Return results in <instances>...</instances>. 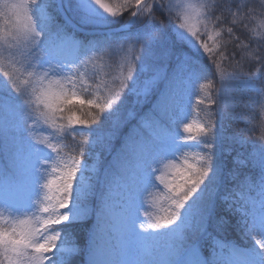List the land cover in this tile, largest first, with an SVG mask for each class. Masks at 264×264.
<instances>
[{"label": "snow or ice", "instance_id": "snow-or-ice-1", "mask_svg": "<svg viewBox=\"0 0 264 264\" xmlns=\"http://www.w3.org/2000/svg\"><path fill=\"white\" fill-rule=\"evenodd\" d=\"M57 7L74 9L84 28L119 25L122 32H105L103 37L111 42L119 35V45L78 41L58 23L52 11ZM255 14L251 4L242 5L241 0H68L67 4L0 0V111L11 113L14 127L22 133L11 168L0 169V183L13 193L0 201V264H71L79 249L67 229L85 223L92 214L90 200L101 164L99 154L95 160L90 154L97 149L111 151L120 130L135 119L133 112L123 120L119 115L128 95L140 104L155 102L129 131L115 158V171L97 209L101 223L91 239L87 264H97L101 237L110 227V193L134 167L141 169L135 212L137 217L143 213L136 230L168 237L184 264H208L197 249L186 247L185 239L189 230L206 231L211 218L207 194L220 174L216 148L222 129L217 116L242 121L245 128L260 127L257 138L264 142V84L257 87L264 79V32L249 27ZM225 20L227 26L221 27ZM166 26L172 43L161 56L175 60L179 71L174 78L144 62V53L164 39ZM238 32L246 33L247 42ZM68 43L77 52L73 62H79L65 73V65L53 53ZM231 46L234 50L229 53ZM97 51L99 57L88 55ZM117 53L120 70L113 74L110 63L104 70ZM201 57L207 66L199 62ZM97 61L100 70L90 72ZM247 63L258 67L248 73ZM165 80L166 88L154 95ZM192 81L199 82L196 91L203 96L181 108L175 102L176 92ZM247 92L255 95L245 101ZM253 105H259V113ZM256 116L259 126L251 123ZM104 122L109 125L106 131L100 130ZM45 129L42 138L35 135ZM161 144L169 150H149ZM185 146L190 150L184 151ZM259 164L264 169V149ZM158 186L162 192L155 191ZM256 186L264 191V178ZM244 188L238 189L240 197ZM222 199L229 203L228 196ZM240 206L245 210V234L252 241L243 251L254 257L251 264H264V222L252 216L246 198ZM237 250L221 252L230 257Z\"/></svg>", "mask_w": 264, "mask_h": 264}, {"label": "trees", "instance_id": "trees-1", "mask_svg": "<svg viewBox=\"0 0 264 264\" xmlns=\"http://www.w3.org/2000/svg\"><path fill=\"white\" fill-rule=\"evenodd\" d=\"M110 2V0H105ZM251 4L256 10V14L253 20L248 22L250 28H255L257 32H264V0H241V4ZM227 7V5H225ZM235 7V5H233ZM65 9V8H64ZM66 14L76 24L77 29L66 24L65 28L75 37L79 38L82 42L87 43L91 40H100L102 44L107 46L116 47L119 45L120 36L116 35L111 38V42L103 39L104 33H87L84 30H91L90 28L81 27L79 22L72 18L68 11L65 9ZM219 14V11L217 12ZM60 22L63 20L60 14H57ZM127 19V14L120 21L122 24ZM65 23V22H63ZM115 25L112 27H118ZM227 26V20L221 27ZM110 27V28H112ZM241 39L247 42V35L245 32L237 33ZM227 39V36L225 37ZM171 32L165 31V37L161 41L160 45L153 51L144 53V62L146 67H150L153 71L166 72L169 78H174L178 74V69L175 67V60H169L161 56V52L165 47L170 46ZM255 47V45H253ZM234 50V46L229 47L228 51L231 53ZM54 55V54H53ZM89 56L99 57L101 51L95 53L89 52ZM54 58L62 62L65 67L64 71L67 73L70 68L75 66V63L79 61L74 60L65 61L54 55ZM87 59V57H84ZM199 62L204 66H207V60L203 57L199 58ZM99 61H97L96 68H89V71H99ZM112 65L111 72L114 74L118 72L120 57L119 54H113L110 61H106V67L104 70H108L107 64ZM47 68V65H44ZM255 63H247L245 65V71L251 73L255 71ZM211 71V69H209ZM264 76V72H262ZM241 79L245 77L241 76ZM143 76L141 77V80ZM168 81L165 80L160 88L157 89L154 95H159V92L164 90ZM264 84L262 79L257 87ZM199 82L192 81L180 86L178 91V100L175 97L177 106L184 108L189 100L194 104L197 96H203V93H199ZM195 93V94H194ZM254 93H244V99L247 101L249 96H254ZM154 99H149L146 103H137V98L134 95H128L124 102L120 106V117L123 120L128 112L135 113V119L126 122V126L122 128L112 146L111 151H101L97 149L91 154L100 155V168L99 176L103 181L100 187L95 185V195L90 200V209L92 214L89 216L85 223L71 226L67 229L68 234L79 249V253L71 259V264H87L89 246L91 239L97 231V225L101 223L98 216L97 209L102 205L107 190V183L112 177L116 163L115 158L121 149V145L124 143L125 138L131 129L137 126V122L142 116L150 112ZM255 113L260 112L259 105H253ZM70 114V113H68ZM79 115V112L77 113ZM201 115H203L201 113ZM254 113L250 112L249 117H252ZM217 121L222 129V132H218L217 148H216V166L220 170L219 178L215 183L209 185L208 197L211 198L212 211L211 218L208 220L206 231L189 230L186 233L185 245L186 247H194L198 250L202 259L207 261L208 251L213 247L212 242L215 239H219L222 242L228 244H234L237 246H245V239L248 237L245 234L243 227V215L242 211H238L235 208V204L230 203L227 206L223 202V196H227L231 193L238 195L236 201L241 203V199L246 198L252 206V216L257 222H264V191L256 186L260 179L264 178V169H261L259 161L261 159V150L264 149V142L257 137L261 135L262 129L256 127L255 129L248 127L245 128L243 122H235L228 119H222L217 116ZM31 123V120L27 121ZM253 125H260L258 116L252 119ZM109 127L107 122L101 125L100 130H107ZM18 129L14 127V119L9 112L0 111V169L7 171L13 164V154L15 151L16 142L21 139L22 133L17 132ZM44 131L38 132L35 135L43 137L46 133ZM80 137H77L79 139ZM149 150L168 151L167 145L161 144L157 146H149ZM190 149L185 146L184 151ZM179 158H182L183 153H177ZM235 161V163H234ZM174 162H178L174 161ZM131 175L124 181L120 182V185L116 187L109 196V208H110V227L105 231L101 237V245L97 252V264H183V258L178 256L176 251L171 247L168 237L162 235L143 234L136 230L135 223L137 221L138 226L143 220V213L140 217L136 216L137 205V192L139 187V178L141 169L134 167L130 169ZM244 181L247 184V188L241 183ZM96 184V182H95ZM244 188V196L240 197V191L238 189ZM248 189H251L249 192ZM155 191H163L162 186H158ZM13 196V193L0 183V201L5 198ZM146 199L147 194H144ZM119 199H123L127 202V213L125 216L121 213L116 203ZM203 264V262H201Z\"/></svg>", "mask_w": 264, "mask_h": 264}, {"label": "rangeland", "instance_id": "rangeland-1", "mask_svg": "<svg viewBox=\"0 0 264 264\" xmlns=\"http://www.w3.org/2000/svg\"><path fill=\"white\" fill-rule=\"evenodd\" d=\"M67 2H68V0H63V3L67 4ZM65 9L68 11L69 15L72 18H74L75 20L78 21V15L76 14L74 9L68 8V7H65ZM52 11H53V14H58L57 8H54ZM57 21L59 24L63 25L64 27L66 26V24L63 23L64 20L61 23L59 18L57 17ZM68 33L70 36H74L70 32H68ZM75 38L78 41H81L79 38H77V37H75ZM53 54L55 56L59 57L60 59L65 60V61H71L77 57V52L71 43L65 44L60 49L56 50ZM178 91H179V89L177 90L176 95H175L177 100L179 98V96L177 95ZM95 158H96V154H90V160H95ZM102 181H103V179H102V177L99 176V173H98L96 180L94 181V183L96 182V184H95L96 187H100V185L102 184ZM227 196L229 197V202H231L232 204L233 203L235 204L236 210L242 211V207L240 206L241 203L236 201V198H238V195H236L235 193H231ZM11 197L12 196H9V198H11ZM226 205L230 206V203H228ZM116 206H118V208L121 211V213L123 214V216H125V214L127 213V210H128L127 202H125L123 199H119L116 203ZM245 244H246L245 246H237L234 244H228V243L222 242L219 239L213 240V242H212L213 247L211 248V250L208 251V256H207L208 264H251V261L254 259V257L252 255H250L249 253L243 251V250L251 247L252 241L247 237L245 239ZM219 245H220V247H219ZM220 248L221 249H223V248H225V249L238 248L240 250L235 251L233 253V255L229 257V256L224 255L221 252Z\"/></svg>", "mask_w": 264, "mask_h": 264}, {"label": "water", "instance_id": "water-1", "mask_svg": "<svg viewBox=\"0 0 264 264\" xmlns=\"http://www.w3.org/2000/svg\"><path fill=\"white\" fill-rule=\"evenodd\" d=\"M58 8V7H57ZM58 11L61 15V17L63 19H65V21L67 22L68 25H70L73 28H76V25L74 24V22L71 21V19L66 15V13L64 12V10L60 11L58 8ZM100 33H105V32H109V33H120L122 32V29L120 27H115V28H109V29H105V30H101L98 31Z\"/></svg>", "mask_w": 264, "mask_h": 264}]
</instances>
